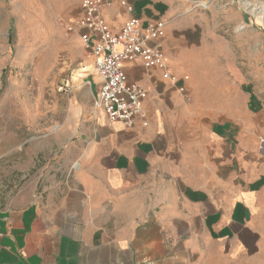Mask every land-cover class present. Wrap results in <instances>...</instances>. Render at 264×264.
Wrapping results in <instances>:
<instances>
[{
    "label": "crops",
    "instance_id": "0c3cea01",
    "mask_svg": "<svg viewBox=\"0 0 264 264\" xmlns=\"http://www.w3.org/2000/svg\"><path fill=\"white\" fill-rule=\"evenodd\" d=\"M216 1L128 0L131 13L116 5L105 10L114 32L130 18L166 22L161 45L178 84L141 63L125 66L129 80L148 92L147 126L111 124L94 108L101 79L73 34L86 74L73 97L72 145L58 175L31 164V194L0 211V264H191L213 240L220 252L241 250L264 194V158L250 127L258 113L249 106L258 103L250 105L244 87H222L232 81L229 68L233 77L242 72L233 61L228 67L225 54L204 51L223 40L206 34ZM219 2L218 12L232 11L242 27L238 0ZM259 3L252 0V35L237 36L241 45L259 43Z\"/></svg>",
    "mask_w": 264,
    "mask_h": 264
},
{
    "label": "rangeland",
    "instance_id": "374dc122",
    "mask_svg": "<svg viewBox=\"0 0 264 264\" xmlns=\"http://www.w3.org/2000/svg\"><path fill=\"white\" fill-rule=\"evenodd\" d=\"M81 1L0 0V211L31 194V164L35 163L37 170L46 167L51 175H58L60 165L66 163L65 150L72 145H66V139L75 131L71 124L76 113L73 97L86 73L81 71L82 59L75 55L74 35L65 26L79 14ZM219 1L208 11L212 28L206 34L223 40L205 45L204 51L207 57L216 51L225 54L228 67L233 61L232 66L242 72V76L233 77L235 70L229 68L228 79L232 81L222 87H244L250 105L258 103L249 106L258 113L250 127L263 161L264 4L261 0L258 4L259 26L254 23V28H258L259 43L254 46L246 41L244 45L237 43V36L246 40L252 35L247 22L252 0H238L244 13L240 28L232 22V11L227 16L218 12ZM207 88H211L209 83ZM253 214L251 236L241 242L238 253L220 252L219 241L213 240L207 250L197 252L191 264H264V194Z\"/></svg>",
    "mask_w": 264,
    "mask_h": 264
},
{
    "label": "built area",
    "instance_id": "2783aa9c",
    "mask_svg": "<svg viewBox=\"0 0 264 264\" xmlns=\"http://www.w3.org/2000/svg\"><path fill=\"white\" fill-rule=\"evenodd\" d=\"M119 6L129 13L133 11L128 0H82L79 14L65 29L77 34L85 49L94 59V67L101 84L93 97V106L105 114L111 124L120 123L127 129L142 120L147 126L144 105L147 90L131 82L127 76V64L141 63L146 70L161 72L162 78L176 85L179 79L167 64L161 40L166 22L152 21L143 25L141 20L130 18L118 32H114L105 19V10ZM188 81V77H183ZM178 91L186 101L190 97L181 86Z\"/></svg>",
    "mask_w": 264,
    "mask_h": 264
}]
</instances>
